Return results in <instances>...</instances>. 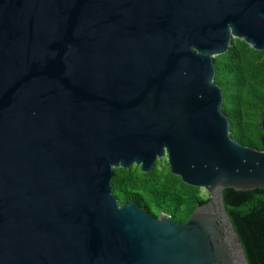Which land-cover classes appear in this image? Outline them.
<instances>
[{"label":"water","instance_id":"1","mask_svg":"<svg viewBox=\"0 0 264 264\" xmlns=\"http://www.w3.org/2000/svg\"><path fill=\"white\" fill-rule=\"evenodd\" d=\"M233 38L264 50V0H0V264H250L223 191L264 188V135L223 111ZM157 159L210 197L185 222L113 194Z\"/></svg>","mask_w":264,"mask_h":264},{"label":"trees","instance_id":"2","mask_svg":"<svg viewBox=\"0 0 264 264\" xmlns=\"http://www.w3.org/2000/svg\"><path fill=\"white\" fill-rule=\"evenodd\" d=\"M215 82L223 93V111L232 137L245 146L262 148L264 114V50H255L233 38L229 50L214 57ZM113 194L120 203L136 202L156 216L167 213L185 222L197 205L209 200L199 187L171 173L166 159H157L152 171L140 166L114 168ZM228 214L250 264H264V188L223 191Z\"/></svg>","mask_w":264,"mask_h":264},{"label":"rangeland","instance_id":"3","mask_svg":"<svg viewBox=\"0 0 264 264\" xmlns=\"http://www.w3.org/2000/svg\"><path fill=\"white\" fill-rule=\"evenodd\" d=\"M203 193L207 195V193L203 190Z\"/></svg>","mask_w":264,"mask_h":264}]
</instances>
